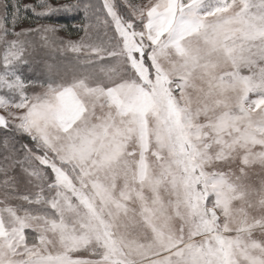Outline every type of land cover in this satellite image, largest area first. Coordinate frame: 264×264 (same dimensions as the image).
Listing matches in <instances>:
<instances>
[{"label":"snow or ice","instance_id":"6c2138e0","mask_svg":"<svg viewBox=\"0 0 264 264\" xmlns=\"http://www.w3.org/2000/svg\"><path fill=\"white\" fill-rule=\"evenodd\" d=\"M0 264H264V0H0Z\"/></svg>","mask_w":264,"mask_h":264}]
</instances>
